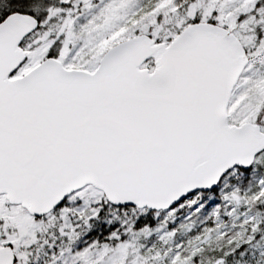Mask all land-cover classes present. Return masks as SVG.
<instances>
[{"label": "snow or ice", "instance_id": "6c2138e0", "mask_svg": "<svg viewBox=\"0 0 264 264\" xmlns=\"http://www.w3.org/2000/svg\"><path fill=\"white\" fill-rule=\"evenodd\" d=\"M0 264H264V0H0Z\"/></svg>", "mask_w": 264, "mask_h": 264}]
</instances>
